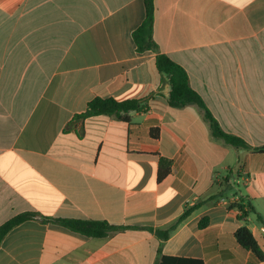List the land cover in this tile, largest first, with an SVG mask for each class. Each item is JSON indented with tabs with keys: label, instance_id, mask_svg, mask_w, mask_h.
<instances>
[{
	"label": "crops",
	"instance_id": "crops-1",
	"mask_svg": "<svg viewBox=\"0 0 264 264\" xmlns=\"http://www.w3.org/2000/svg\"><path fill=\"white\" fill-rule=\"evenodd\" d=\"M155 10L160 52L226 133L264 146V0H155ZM145 18L144 0H0V227L34 212L128 228L92 238L36 218L5 236L0 264H264L236 239L246 224L264 253V154L214 138L196 105L169 106L157 54L133 39ZM95 98L149 111L75 120ZM161 157L173 164L159 182ZM241 200L256 210L246 223L230 210Z\"/></svg>",
	"mask_w": 264,
	"mask_h": 264
},
{
	"label": "trees",
	"instance_id": "trees-1",
	"mask_svg": "<svg viewBox=\"0 0 264 264\" xmlns=\"http://www.w3.org/2000/svg\"><path fill=\"white\" fill-rule=\"evenodd\" d=\"M146 6V18L144 23L133 33V39L137 45L139 52L153 51L156 55L155 65L158 72L163 76V79L171 87L168 104L172 109H182L189 105H196L204 111L205 119L209 122L212 135L216 139L222 140L226 145L252 151L257 154H264V146L253 147L245 140L232 134L226 133L220 126L218 120L213 116L205 104L202 97L192 89L187 72L180 65L171 60L167 55L159 50L158 44L153 38V29L155 21V0H144ZM149 105L145 100H124L117 101L114 99L95 98L87 105L84 113L77 115L75 120H86L92 117L108 116L116 117L118 120L129 123L130 113L139 112L147 113ZM154 131V130H153ZM173 162L169 159L161 157L159 159V167L157 179L159 182L163 181L170 173ZM229 177L226 178V181ZM203 203H197L193 206L186 207L183 214L178 220L171 225L167 230L156 232V235L161 240H167L172 231H174L179 224L188 219L194 211L199 209ZM238 209L240 215L238 220L246 223L249 215L255 213L256 210L251 203L244 204V200L233 203L230 210ZM40 218L44 223L52 222L63 226L73 232H77L86 237L103 238L106 237L111 231L126 230L127 227L111 226L106 222L90 221V220H67L56 219L41 216L39 213L26 212L22 213L13 219L9 220L0 227V245L5 236L15 227L20 224ZM208 226V220L204 219L199 223V227L204 229ZM152 231V230H150ZM236 239L239 245L247 251H251L261 261H264V253L259 244L255 240L252 232L244 224L236 232ZM159 264H203L202 261L189 260L177 257L163 256Z\"/></svg>",
	"mask_w": 264,
	"mask_h": 264
},
{
	"label": "rangeland",
	"instance_id": "rangeland-1",
	"mask_svg": "<svg viewBox=\"0 0 264 264\" xmlns=\"http://www.w3.org/2000/svg\"><path fill=\"white\" fill-rule=\"evenodd\" d=\"M241 189L243 190V188L241 187Z\"/></svg>",
	"mask_w": 264,
	"mask_h": 264
}]
</instances>
